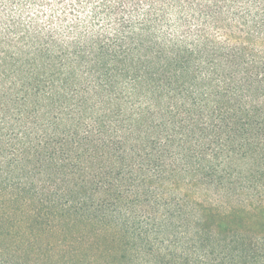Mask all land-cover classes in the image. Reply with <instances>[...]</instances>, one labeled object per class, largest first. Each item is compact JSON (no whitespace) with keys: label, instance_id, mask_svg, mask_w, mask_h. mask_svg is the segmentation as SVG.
<instances>
[{"label":"trees","instance_id":"16d2710c","mask_svg":"<svg viewBox=\"0 0 264 264\" xmlns=\"http://www.w3.org/2000/svg\"><path fill=\"white\" fill-rule=\"evenodd\" d=\"M0 264H264V0H0Z\"/></svg>","mask_w":264,"mask_h":264}]
</instances>
